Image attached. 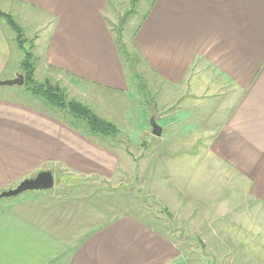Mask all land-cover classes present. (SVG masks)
<instances>
[{
	"label": "crops",
	"instance_id": "crops-1",
	"mask_svg": "<svg viewBox=\"0 0 264 264\" xmlns=\"http://www.w3.org/2000/svg\"><path fill=\"white\" fill-rule=\"evenodd\" d=\"M0 3L38 15L33 50L45 78L63 80L83 100L90 95L81 82L128 89L108 0ZM131 44L159 81L181 89L174 106L182 101L197 113L200 136L188 143L199 145L201 191H217V166H223L241 179L251 201L264 206V0H152ZM10 55L0 26V79L19 72L8 66ZM4 92L0 192L41 170L113 173L118 154L94 136ZM186 156L196 167L194 156ZM52 188L0 200V264H187L180 245L142 219L122 214L108 220L91 201ZM257 233L264 244V226Z\"/></svg>",
	"mask_w": 264,
	"mask_h": 264
},
{
	"label": "rangeland",
	"instance_id": "rangeland-1",
	"mask_svg": "<svg viewBox=\"0 0 264 264\" xmlns=\"http://www.w3.org/2000/svg\"><path fill=\"white\" fill-rule=\"evenodd\" d=\"M151 2L108 0L107 13L114 11L109 18L112 33L115 39H120L129 57L128 62H123L128 79L126 91L113 92L81 82L79 88L90 95L83 100L84 96L67 89L60 80L69 98L118 128L116 137H95L118 154L115 170L108 176H70L67 171L57 169L52 190L91 201L108 220L122 214L142 219L178 243L187 264H264V244L257 233L263 231V204L251 201L241 179L223 166H217V191H201L199 145L188 143L200 136L197 113L182 101L174 106L181 89L159 81L132 47V34ZM0 11L9 14L23 33L21 49L14 29L0 14V26L11 49L8 66L19 70L16 75L23 74L21 62L25 52H29L33 76L43 81L48 72L36 62L32 39L38 15L5 9L1 3ZM54 79L55 76L51 77L52 83ZM8 90L15 93L11 95L14 98L65 117L62 111L51 109L40 98L25 92L23 84L0 85V93ZM152 117L162 127L159 139L151 133ZM169 122L172 123L167 126ZM77 127L84 129L83 123H77ZM186 155L194 156L196 167L193 158Z\"/></svg>",
	"mask_w": 264,
	"mask_h": 264
},
{
	"label": "trees",
	"instance_id": "trees-1",
	"mask_svg": "<svg viewBox=\"0 0 264 264\" xmlns=\"http://www.w3.org/2000/svg\"><path fill=\"white\" fill-rule=\"evenodd\" d=\"M0 14L6 18L8 24L14 29L17 43L19 44L20 36L23 35L21 27L14 22L9 14L2 11H0ZM115 43L122 61L124 63L128 62L129 57H127L124 45L121 44L120 39L116 38ZM19 47L21 49L23 48L21 43L19 44ZM31 59L32 54L25 52V57L21 62L25 92L40 98L43 103L47 104L51 109L62 111L65 115V117L62 118L68 121L71 126L82 129L77 127V123H83L84 129H82V131L85 132L86 135L105 138L116 137L119 134L118 128L113 123L99 117L86 105L76 99L69 98L65 89L61 87L57 81L52 83L51 79L48 78H45L43 81H37L33 76L34 69L33 61H31Z\"/></svg>",
	"mask_w": 264,
	"mask_h": 264
},
{
	"label": "water",
	"instance_id": "water-1",
	"mask_svg": "<svg viewBox=\"0 0 264 264\" xmlns=\"http://www.w3.org/2000/svg\"><path fill=\"white\" fill-rule=\"evenodd\" d=\"M24 82L23 74H18L11 79L0 80V85H18ZM151 133L154 136H160L162 128L156 123L154 117L150 119ZM54 185V178L49 170H41L33 177L22 180L15 188L0 192V198H10L28 190H49Z\"/></svg>",
	"mask_w": 264,
	"mask_h": 264
}]
</instances>
